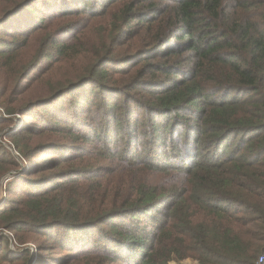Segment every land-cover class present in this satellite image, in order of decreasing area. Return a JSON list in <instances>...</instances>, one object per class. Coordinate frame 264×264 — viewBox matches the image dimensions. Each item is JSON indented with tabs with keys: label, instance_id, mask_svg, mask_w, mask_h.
<instances>
[{
	"label": "trees",
	"instance_id": "trees-1",
	"mask_svg": "<svg viewBox=\"0 0 264 264\" xmlns=\"http://www.w3.org/2000/svg\"><path fill=\"white\" fill-rule=\"evenodd\" d=\"M0 105V264L264 257V0H0Z\"/></svg>",
	"mask_w": 264,
	"mask_h": 264
},
{
	"label": "rangeland",
	"instance_id": "rangeland-1",
	"mask_svg": "<svg viewBox=\"0 0 264 264\" xmlns=\"http://www.w3.org/2000/svg\"><path fill=\"white\" fill-rule=\"evenodd\" d=\"M0 109L2 110V111H0V117H3V118L8 117L7 115L4 114L1 105H0ZM9 117L12 118L11 123H10V125L2 127L3 129L1 130V133H3V134L12 133V132L18 130V128H20L25 122V119L22 118V116H20L19 114H12V115H9ZM2 141L4 142L6 147H8V148L10 147L5 138H3ZM11 150L13 153V149H10V151ZM6 175H8L7 177H9L10 174L7 173ZM3 190H4V188L0 189V195H3ZM1 235L8 236V240H9L8 243H9V247L11 250L15 251L19 247V246H17L16 242L14 241L13 235H10L7 231L0 229V236ZM26 247H28L30 249L33 256L36 255V252H37L36 248L31 243H29ZM169 264H197V263L191 259H185V260H182L180 262H175V261L173 262L172 261Z\"/></svg>",
	"mask_w": 264,
	"mask_h": 264
},
{
	"label": "built area",
	"instance_id": "built-area-1",
	"mask_svg": "<svg viewBox=\"0 0 264 264\" xmlns=\"http://www.w3.org/2000/svg\"><path fill=\"white\" fill-rule=\"evenodd\" d=\"M0 111H2V110L0 109ZM263 261H264V257L262 256V257L259 258L258 264H261Z\"/></svg>",
	"mask_w": 264,
	"mask_h": 264
}]
</instances>
